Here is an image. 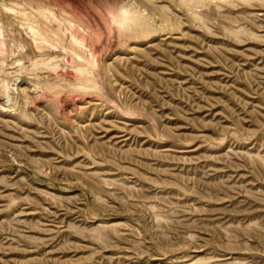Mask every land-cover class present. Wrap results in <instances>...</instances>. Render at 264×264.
Masks as SVG:
<instances>
[{"label": "rangeland", "instance_id": "obj_1", "mask_svg": "<svg viewBox=\"0 0 264 264\" xmlns=\"http://www.w3.org/2000/svg\"><path fill=\"white\" fill-rule=\"evenodd\" d=\"M0 264H264V0H0Z\"/></svg>", "mask_w": 264, "mask_h": 264}]
</instances>
